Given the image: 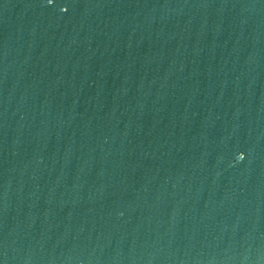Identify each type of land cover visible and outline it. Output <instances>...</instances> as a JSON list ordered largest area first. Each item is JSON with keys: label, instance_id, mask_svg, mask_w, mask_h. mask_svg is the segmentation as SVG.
<instances>
[{"label": "water", "instance_id": "water-1", "mask_svg": "<svg viewBox=\"0 0 264 264\" xmlns=\"http://www.w3.org/2000/svg\"><path fill=\"white\" fill-rule=\"evenodd\" d=\"M0 264H264V0H0Z\"/></svg>", "mask_w": 264, "mask_h": 264}]
</instances>
